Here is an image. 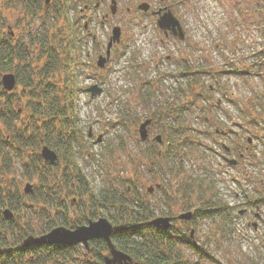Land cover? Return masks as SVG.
<instances>
[{
  "label": "rangeland",
  "instance_id": "1",
  "mask_svg": "<svg viewBox=\"0 0 264 264\" xmlns=\"http://www.w3.org/2000/svg\"><path fill=\"white\" fill-rule=\"evenodd\" d=\"M54 1L42 0V11L22 10L7 2L0 33H25L27 38L31 31L39 37L54 21L50 18ZM115 1L117 8L112 13L111 0H101L99 5L96 0H71L70 17L84 26L80 32L83 41L75 54L82 62L77 75L82 88L77 108L83 147L79 164L86 178L96 192L111 182L116 187L118 183L128 185L130 196L138 192L147 198L155 217L175 216L171 225L176 231L183 230L190 242L204 246L213 258L198 259L189 245L180 244L177 250L194 264H264V201L258 200L264 195V75L260 60L264 0ZM142 2L150 4L146 12L138 8ZM160 8L170 9L179 19L184 39L165 35L159 28L158 15L152 11ZM114 26L121 27V40L100 67L98 57L105 56ZM58 28L52 25L50 32ZM184 71L188 74L183 75ZM94 84L102 92L91 97L88 87ZM21 89L17 84L15 91ZM23 99L15 106L24 105ZM152 115L157 116L155 122ZM147 118L152 119L148 144H154L156 135L164 136L170 124H181L189 137L177 162H163L158 167L161 190L152 181L154 168L144 157L146 146L139 137V125ZM231 159L236 163L231 164ZM176 167L184 174L172 173ZM22 171L15 158L8 167L0 161V188L16 184L24 193L26 183L34 186ZM181 179L189 185V190L181 188L189 193L184 196L190 197L192 206L180 201L170 209L162 195L165 190L172 196ZM151 186L154 189L148 192ZM208 195L235 207L234 221L224 232H218L219 225L212 218L191 222L178 217L193 213L199 204L197 197ZM73 199V195L68 198L69 217L61 213L54 217L67 222L66 227L99 217L120 218L113 208H101L97 216L92 215L91 207L81 209ZM34 217L30 216L31 223L37 225ZM85 251L79 243L75 249H67L63 258L47 264H83L88 258Z\"/></svg>",
  "mask_w": 264,
  "mask_h": 264
},
{
  "label": "trees",
  "instance_id": "2",
  "mask_svg": "<svg viewBox=\"0 0 264 264\" xmlns=\"http://www.w3.org/2000/svg\"><path fill=\"white\" fill-rule=\"evenodd\" d=\"M7 2L19 5L22 10H43L42 0H0V26L5 18ZM54 3L50 16L54 21L48 23L39 37L31 35V31L27 38L25 33L18 36L0 33V161L8 167V162L15 158L21 165L23 176L34 183L30 194L22 193L16 184L11 188H0V264L54 263L63 258L67 249H75V245H23L24 238L30 234L40 235L56 225H68L54 217L58 213L69 217L68 198L71 195L75 197L71 202L77 200L82 205L81 209L91 207L92 215L97 216L101 208H113L120 215L119 219H111L114 224L112 239L133 257L135 264H194L177 250L180 244L189 245L198 259H213L204 246L190 242L183 230L176 231L172 225L169 229L150 225L149 221L155 214L141 193L130 196L128 185L118 183L116 187L111 179H108L111 183L96 192L86 178L79 164L83 147L77 108L78 94L82 90L77 75L82 62L75 54L83 41L80 32L84 26L70 17L71 0H55ZM58 19L62 22L61 28L57 27ZM52 25L58 31L50 32ZM260 60L264 75V49ZM7 72L15 73L21 92L4 89L1 77ZM182 74L188 73L184 71ZM22 98L26 103L15 106L22 102ZM152 116L155 122L157 116ZM185 134L181 124H170L167 133L162 135V140L165 137L166 141L161 144L155 140L154 144H148L149 139L145 141L143 154L154 168L151 178L160 184L157 189L163 188L161 180H158V167L163 162L178 161L189 138ZM44 145L56 150L58 162L51 164L42 158L40 150ZM172 173L184 174L177 167ZM181 180V183L177 181L174 195H168L165 190L162 195L170 209L180 201H186L187 207L192 206V202H188L190 197L184 196L187 192L181 188L189 190V185L186 180ZM201 188L202 183L199 185ZM196 200L199 204L193 207L191 222L197 218L215 219L219 225L218 232H224L231 226L236 215L233 205L212 195L197 197ZM258 200L264 201V195ZM5 208L12 210L13 217L4 216ZM32 215H35L37 225L31 223L34 222L30 218ZM73 218L76 221V216ZM171 218L173 221L175 216ZM90 245L95 256L102 261L106 242L95 239L90 241ZM83 264L97 263L84 259Z\"/></svg>",
  "mask_w": 264,
  "mask_h": 264
},
{
  "label": "water",
  "instance_id": "3",
  "mask_svg": "<svg viewBox=\"0 0 264 264\" xmlns=\"http://www.w3.org/2000/svg\"><path fill=\"white\" fill-rule=\"evenodd\" d=\"M49 2V0H46ZM150 7L148 2H142L138 5V8L147 11ZM116 1L111 0V12H116ZM158 15L157 25L160 29L163 30L165 35H173L179 39L185 38L184 29L178 18L174 16L170 9H158L154 12ZM122 35V30L120 26H114L111 32V36L107 43L105 56L100 55L97 60V65L103 67L110 58L111 48L120 42ZM1 82L5 90L13 91L17 86V77L13 72L4 73L1 77ZM88 91L91 94V97L102 92V88L98 84L91 85L88 87ZM152 123L151 118L143 120L139 125V137L142 142H145L149 138V126ZM155 141L160 144L162 143V136L156 135ZM228 150V148H227ZM42 158L51 164H55L59 161V156L56 150L48 145L42 146L40 150ZM231 164H235L236 160L231 159L229 161ZM157 184L156 186H158ZM154 187H149L148 192H152ZM24 193L30 194L33 192V185L31 183H26L23 189ZM3 214L7 218L13 217L14 213L10 208H5ZM193 216L191 211L186 213H181L178 217L183 220H190ZM171 217L170 216H157L152 218L149 221L150 225L161 227L163 229H169L171 227ZM114 226L112 222L107 217H99L96 220H89L87 224L77 225L74 228H69L63 225L53 227L46 233L40 235H28L23 240V245L25 247L32 244H56V245H67L73 246L79 243H83L86 246L89 241L95 239H103L109 246L112 258H107L106 263L112 264V262L122 261L123 264H132V257L129 254H126L115 248L114 243L112 242Z\"/></svg>",
  "mask_w": 264,
  "mask_h": 264
},
{
  "label": "flooded vegetation",
  "instance_id": "4",
  "mask_svg": "<svg viewBox=\"0 0 264 264\" xmlns=\"http://www.w3.org/2000/svg\"><path fill=\"white\" fill-rule=\"evenodd\" d=\"M100 1L101 0H96V5H99V3H100ZM87 7V6H86ZM155 12V10L154 11H152V13L153 14H155L154 13ZM104 56V55H103ZM105 66V65H104ZM113 224V223H112ZM113 226H114V224H113ZM112 242L114 243V246H115V248L116 249H118V250H120V251H122V252H124V253H126V254H129L128 252H126V251H124V250H122V249H120L116 244H115V242L113 241V239H112ZM81 244H83V243H81ZM77 246H78V244H76ZM75 245V246H76ZM84 245V247H85V254L86 255H88V258L87 259H89L90 261H92V262H94V263H97V264H107L106 263V260H107V258H109V259H111L112 258V253H111V250H110V248H109V246H108V244L106 243V247H107V249H106V251L105 252H102V261L101 260H99L96 256H95V252H93V250H92V247H91V245L93 246H95V244H91L90 245V241H89V243H88V245L86 246L85 244H83ZM130 255V254H129ZM131 256V255H130ZM132 257V256H131ZM112 264H123V262L122 261H116V262H112ZM132 264H135V262H134V259H133V257H132ZM137 264H138V262H137Z\"/></svg>",
  "mask_w": 264,
  "mask_h": 264
}]
</instances>
